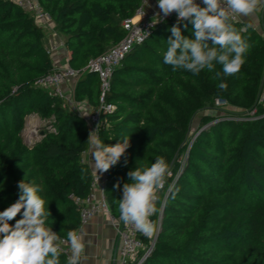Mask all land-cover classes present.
Masks as SVG:
<instances>
[{
  "label": "trees",
  "instance_id": "trees-1",
  "mask_svg": "<svg viewBox=\"0 0 264 264\" xmlns=\"http://www.w3.org/2000/svg\"><path fill=\"white\" fill-rule=\"evenodd\" d=\"M38 2L66 40L69 67L81 75L76 99L96 109L101 83L86 70L87 64L123 40V22L143 0ZM231 22L249 48L240 71L224 78L226 90L218 88L221 81L213 79L214 72L205 69L193 76L164 63L176 20L158 24L110 80L105 103L116 109L102 114L98 136L107 145L130 137L126 153L107 171L104 194L111 216L120 219L117 202L123 184L130 182V170L165 157L172 177L158 194V209L176 180L163 204L155 248L143 264H264V107L259 104L264 39L256 30ZM179 26L183 35L194 38L189 21ZM54 65L33 16L0 0V211L18 199L17 185L25 178L43 186L50 212L47 226L66 238L68 231L80 228L79 211L68 195L86 198L91 190L93 175L82 155L92 130L80 113L68 111L63 100L38 85ZM218 100L253 111L256 119L234 122L232 116L203 115L186 162L180 163L194 119L216 110ZM30 115L49 122L38 142L24 137ZM59 259L67 264L63 253Z\"/></svg>",
  "mask_w": 264,
  "mask_h": 264
},
{
  "label": "clouds",
  "instance_id": "clouds-1",
  "mask_svg": "<svg viewBox=\"0 0 264 264\" xmlns=\"http://www.w3.org/2000/svg\"><path fill=\"white\" fill-rule=\"evenodd\" d=\"M166 17L177 14L178 23L170 29L167 50L163 61L172 70H184L193 76L202 70L214 72L213 79L220 80L218 88L227 89L225 77L237 74L245 63L249 45L241 32L232 24L233 16L251 17L258 8H264V0H157ZM192 24V36L183 35L179 22ZM188 25L184 24V28ZM211 41V46L209 44ZM220 65V70H216ZM91 165L99 175L116 165L130 147V137H124L115 145L105 144L95 131L88 135ZM130 182L124 183L122 198L118 199L119 218L125 225H132L140 233L152 237L157 224L151 217L158 211V193L164 190L171 176L165 157L158 156L150 166L137 167L127 173ZM18 199L0 211V264H60L62 246L68 245L70 256L67 264H83L87 259V235L84 229L70 230L66 239L47 226L50 212L41 195L43 186L18 182ZM119 188V183L116 184ZM21 218L16 219L17 216ZM15 221V223H10Z\"/></svg>",
  "mask_w": 264,
  "mask_h": 264
},
{
  "label": "built area",
  "instance_id": "built-area-1",
  "mask_svg": "<svg viewBox=\"0 0 264 264\" xmlns=\"http://www.w3.org/2000/svg\"><path fill=\"white\" fill-rule=\"evenodd\" d=\"M16 4L25 12L31 14L39 26L51 21L48 13L39 4L38 0H9ZM203 7L202 0H196ZM178 21L177 14L173 12L168 16H164L158 7L148 11L144 5L137 10L135 15L123 22L125 37L121 42L109 48L104 54L91 58L87 64L86 70L97 74L101 83L100 105L93 109L89 107L80 113L88 122L92 131L96 130V134L102 127L101 117L103 113H112L116 107L112 104L105 103V95L110 89V80L118 66L125 57L137 46L144 43L153 33L154 28L165 21ZM232 21L239 22L237 16H233ZM81 75L69 66L62 67L54 65L53 71L45 78L38 82V85L50 92L55 97L66 102V94L64 85L68 81H77ZM220 101V100H218ZM216 102L217 105H220ZM226 102L222 100V105ZM259 104L264 105V81L259 95ZM255 113V112H254ZM252 113V115H254ZM244 120V119H242ZM239 121V120H238ZM83 163H85L83 161ZM91 190L86 198H81L75 194H69L68 198L77 207L80 215V227L87 225L92 219L100 214H108L111 216L108 203L105 198L104 190L107 181V172L100 174L99 179L96 173L92 174ZM172 177V174L170 178ZM175 185V180L169 186L164 201ZM159 194V193H158ZM160 209L151 217L157 224V231L152 237H147L137 231L132 225H125L123 222L114 223L120 238V247L117 264H143L152 254L157 237L161 228V219L163 214V204ZM61 239H66L62 238ZM63 253L67 259L70 256V248L68 245L62 246Z\"/></svg>",
  "mask_w": 264,
  "mask_h": 264
},
{
  "label": "crops",
  "instance_id": "crops-1",
  "mask_svg": "<svg viewBox=\"0 0 264 264\" xmlns=\"http://www.w3.org/2000/svg\"><path fill=\"white\" fill-rule=\"evenodd\" d=\"M143 5L148 11L153 10L157 6V0H143ZM238 21L246 27H250L256 30L264 39V8H258L257 11L251 17L237 16ZM56 24L51 20L47 22L42 31L44 34V45L49 51L54 64L66 67L69 66V53L66 48V40L59 30L54 32ZM75 81H68L64 85V91L66 94L65 107L68 111L84 112L85 109L91 107L86 100H77L75 96ZM28 119H31L27 127L30 129L38 128L39 134L44 132L45 126L48 124L46 120H43L38 115H30ZM85 119V118H84ZM86 120V119H85ZM86 123L87 120H86ZM26 129V133L28 132ZM42 136L39 135L41 140ZM31 141L32 142H38ZM83 161L89 166L92 174L95 172L91 165L90 146L82 155ZM122 222L120 219L116 220L108 214H100L92 219L87 225L80 227L87 233L85 239L89 242L86 246L87 259L83 261V264H117L118 254L120 247V238L118 232L114 226V223ZM78 230V231H79Z\"/></svg>",
  "mask_w": 264,
  "mask_h": 264
},
{
  "label": "rangeland",
  "instance_id": "rangeland-1",
  "mask_svg": "<svg viewBox=\"0 0 264 264\" xmlns=\"http://www.w3.org/2000/svg\"><path fill=\"white\" fill-rule=\"evenodd\" d=\"M39 26L42 28L41 25H39ZM53 31L57 33V31H58L57 26H55V29ZM218 103L220 104V105L216 104V107L218 110L216 109V110L208 111V113H201L194 119L192 127H191V131L189 133L187 147H186V149H184V152L180 156V163L186 162L185 159H187L190 147L196 138V135H197L196 133L198 131L200 119L203 115L207 114L208 116H213V117L232 116L229 119L233 120L234 122H237L238 120L243 121L242 119H244L245 122H249V121H254L256 119V116L252 115V113H254L253 111L246 112L242 109H235L233 107H230L227 104L222 105V100L218 101ZM263 107H264V105H263ZM243 117H245V118H243ZM30 122H31V119H28V117H27L26 118V127L24 130V137H25L26 142H28V143H30L32 140L37 141V139L39 138V135L43 136L42 134H39V132L37 131L38 128L37 129L36 128L30 129L27 127V124L29 125ZM213 123H214V121L212 123L206 125L205 128L210 127ZM48 124H49V122H48ZM27 128H28V132L26 133ZM38 140H40V139H38ZM175 183H176V180H175Z\"/></svg>",
  "mask_w": 264,
  "mask_h": 264
},
{
  "label": "water",
  "instance_id": "water-1",
  "mask_svg": "<svg viewBox=\"0 0 264 264\" xmlns=\"http://www.w3.org/2000/svg\"><path fill=\"white\" fill-rule=\"evenodd\" d=\"M41 134L44 135V132L42 131Z\"/></svg>",
  "mask_w": 264,
  "mask_h": 264
}]
</instances>
